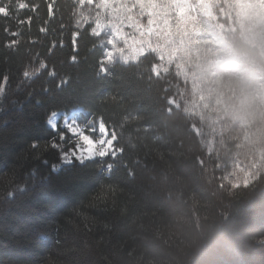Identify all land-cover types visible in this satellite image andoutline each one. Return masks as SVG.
Here are the masks:
<instances>
[{
    "label": "trees",
    "instance_id": "1",
    "mask_svg": "<svg viewBox=\"0 0 264 264\" xmlns=\"http://www.w3.org/2000/svg\"><path fill=\"white\" fill-rule=\"evenodd\" d=\"M26 2L0 17V264H264V112L195 111L154 52L105 63L88 3ZM228 38L264 73L259 46ZM78 107L113 153L65 162L77 138L49 119Z\"/></svg>",
    "mask_w": 264,
    "mask_h": 264
},
{
    "label": "rangeland",
    "instance_id": "2",
    "mask_svg": "<svg viewBox=\"0 0 264 264\" xmlns=\"http://www.w3.org/2000/svg\"><path fill=\"white\" fill-rule=\"evenodd\" d=\"M79 1L91 8L86 19L93 31L107 36L106 64L136 61L154 52L157 73L174 66L193 83V110L226 113L245 125L255 113L264 112V73L234 53L228 42V33L238 30L264 54V0ZM49 124L53 129L61 124L77 138L76 148L64 154L65 162L114 152L111 140L99 151L96 144L89 151L82 146L84 137L79 134L87 131L90 140L103 143L100 132L107 136V129L91 122L81 107L53 113Z\"/></svg>",
    "mask_w": 264,
    "mask_h": 264
},
{
    "label": "snow or ice",
    "instance_id": "3",
    "mask_svg": "<svg viewBox=\"0 0 264 264\" xmlns=\"http://www.w3.org/2000/svg\"><path fill=\"white\" fill-rule=\"evenodd\" d=\"M31 6L26 0H0V17L3 18H10L14 13L22 11V10H30ZM24 21H20V23H23ZM28 22H31V18H28ZM41 31H44V29H41ZM5 33L9 34L11 33L14 37H17L20 35L19 32H10V30L6 27L5 28ZM76 37V40H79V34H74ZM18 40H9L6 41V44L8 46H15L16 43H18ZM35 42V40L32 41V43ZM73 49L75 51L79 50L78 43L73 45ZM95 131V130H93ZM83 135L84 137V143L82 146L89 151L91 148V145L96 144L97 145V150L104 149L107 145H109V140L112 141V145H115V140L113 139V131L111 129L107 130V136H105L104 131L100 132V136L103 140V143H100L95 140H90L87 131L85 133L79 134Z\"/></svg>",
    "mask_w": 264,
    "mask_h": 264
}]
</instances>
